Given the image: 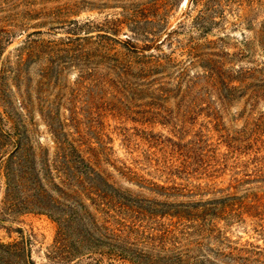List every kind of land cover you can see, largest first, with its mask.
Here are the masks:
<instances>
[{
  "label": "rangeland",
  "instance_id": "rangeland-1",
  "mask_svg": "<svg viewBox=\"0 0 264 264\" xmlns=\"http://www.w3.org/2000/svg\"><path fill=\"white\" fill-rule=\"evenodd\" d=\"M0 264H264V0H0Z\"/></svg>",
  "mask_w": 264,
  "mask_h": 264
},
{
  "label": "bare ground",
  "instance_id": "bare-ground-1",
  "mask_svg": "<svg viewBox=\"0 0 264 264\" xmlns=\"http://www.w3.org/2000/svg\"><path fill=\"white\" fill-rule=\"evenodd\" d=\"M186 3V2H185Z\"/></svg>",
  "mask_w": 264,
  "mask_h": 264
}]
</instances>
